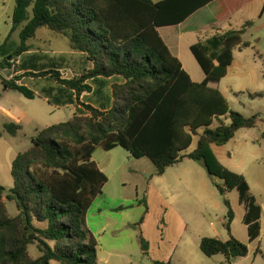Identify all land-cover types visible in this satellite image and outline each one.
<instances>
[{"label": "trees", "instance_id": "obj_1", "mask_svg": "<svg viewBox=\"0 0 264 264\" xmlns=\"http://www.w3.org/2000/svg\"><path fill=\"white\" fill-rule=\"evenodd\" d=\"M210 1L15 0L11 28L0 44L1 70L11 69L13 61L30 52L29 41L43 28L66 38L71 50L84 54L92 68L65 79L53 62L36 68L41 57L35 55L18 66L21 75L1 79L5 91L31 100L34 91L20 80L50 78L72 91L87 114L41 129L30 138L31 147L13 159V187L5 197L0 185V264H96L97 242L85 217L107 182L92 161L97 147H120L136 160L146 158L156 176L183 159L201 162L209 177L221 182L213 180V185L226 207L223 226L228 239L204 237L200 251L206 257L220 254L227 264L248 254L247 246L231 235L234 211L226 195L233 189L238 192L249 242L260 236L261 208L249 194L245 177L221 165L211 145L223 146L238 130L255 128L261 121L257 115L230 110L218 89L233 51L250 46L242 36L252 22L190 47L204 74L200 83L190 79L157 33L158 27L178 24ZM16 31L18 42L11 39ZM94 85L110 89V107L80 101ZM4 130L15 137L21 126L8 123ZM194 136L196 148L182 155ZM4 198L15 204L16 215L8 213ZM138 238L147 252V242ZM31 247L38 253L35 258L29 254Z\"/></svg>", "mask_w": 264, "mask_h": 264}, {"label": "rangeland", "instance_id": "obj_2", "mask_svg": "<svg viewBox=\"0 0 264 264\" xmlns=\"http://www.w3.org/2000/svg\"><path fill=\"white\" fill-rule=\"evenodd\" d=\"M14 5L15 0H0V44L11 28ZM243 38L251 44L246 53L255 57L256 65L264 74V17L253 20ZM11 39L18 42L17 31L12 33ZM29 45L30 52L13 61L11 69H0V108L3 109L0 111V185L4 187V197L13 187L11 163L17 154L31 147L30 138L43 128L66 122L74 115L87 114V111L76 103L72 91L57 85L50 78L24 77L20 80L19 84L34 91L35 97L31 100L17 92L3 90L1 79L9 80L15 75H21L23 72L18 66L32 54L41 57L40 62L36 63V68L40 69L39 65L53 62L65 79L79 76L84 70L90 69L83 56L71 50L66 38L45 28L37 30ZM184 64L192 78H195L196 72L201 71L195 60L194 63ZM228 84L234 90L233 96L229 97L230 110L246 117L257 115L261 119L257 125L258 130L248 139L251 145L242 149L244 161L241 164L249 184V194L261 208L260 236L256 240L248 241L247 229L243 223L245 209L239 203L237 190L233 189L226 195L235 213L230 227L231 235L248 248V254L243 259H237L235 264H264V142L259 145L255 141V138H259L260 130H264V98L248 97V93H264V75L258 79L252 76L238 79L230 75L223 80V85ZM80 101L92 106L103 104L110 107V89L98 90L94 85L91 93L81 95ZM6 113L20 122L21 130L15 137L9 136L4 130L5 124L13 123L6 117ZM197 138L193 137L192 144L182 155L196 148ZM253 151H257L261 158L253 159ZM92 157L94 162L109 160L112 169L106 173L110 180L105 186V192L128 200L127 203H122L123 212L117 216L119 220L123 218V222L130 221L128 226L118 232L117 241H110L106 236L102 239L95 237L99 257L107 259L108 264H227L222 255L206 257L199 249L200 239L204 237L221 241L228 239L223 226L226 221V207L222 196L213 185L214 181L219 185L221 182L211 179L201 162L183 159L167 168L163 175L156 176L148 159L144 158L140 162L120 147L110 151L97 147ZM118 166H127L136 172L142 169L145 172L143 177H140L139 173L133 176L137 189L131 180L122 189L118 188L121 180ZM142 198L144 201H140ZM5 202L8 213L16 215L15 204L11 201ZM93 221L91 224L94 228ZM133 233L137 234L136 238ZM140 236L148 244L147 252L142 250L138 238ZM101 246L103 250L108 248L113 254L100 252ZM257 248L260 253L256 254ZM29 254L35 258L38 253L31 247Z\"/></svg>", "mask_w": 264, "mask_h": 264}, {"label": "crops", "instance_id": "obj_3", "mask_svg": "<svg viewBox=\"0 0 264 264\" xmlns=\"http://www.w3.org/2000/svg\"><path fill=\"white\" fill-rule=\"evenodd\" d=\"M151 1L153 3H157L163 0H151ZM262 17H264V0H212L207 4H205L204 6H202L201 8H199L198 10L192 12V14H190L182 22L174 25H166V26L158 27L157 33L161 38V40L163 41V43L168 48L171 56H174L175 58L178 59L184 71L190 76V79L193 82L200 83L204 79L203 72L202 71L196 72L195 78H192L191 74L185 68L184 63H192V62L194 63L195 60L192 53L190 52V47L196 44L197 42H199L200 40H204L205 38H208L209 36L220 35V34L223 35V33L230 30H239L244 26V24L247 21L252 22L255 19H261ZM248 28L245 29V32L247 31ZM250 48H251V44L247 48L240 50L235 49L233 51V61L232 63H230V66L227 68L225 76L219 82L218 89L221 95L227 101L228 106L230 99L229 97L233 96L234 90L232 86L229 84L223 85V80H225V78L231 75L238 79L247 78L248 76H252L253 78L258 79L259 77H262V75H264L262 74V71L260 70L258 65H256L257 63L255 57L250 55V53H246L248 52L247 50ZM33 56L35 55L32 54L29 55L28 57H33ZM81 56H83L87 67L91 69L92 63L86 61L84 54H81ZM28 57H26V59ZM259 58L261 57L259 56ZM259 93L264 94L262 92ZM257 98H264V96ZM250 99H256V98H250ZM0 111H3V109L0 108ZM7 116L13 121L14 124H18V125L20 124L18 119L11 118L9 117V114L7 115L6 113V117ZM223 121L226 123L228 120H223ZM216 125L217 124L214 123L212 127H215ZM256 130H258L257 126L252 129H240L235 133L234 137L230 139V141L225 145L223 146L211 145V150L214 156L219 161V163H221V165H223L230 171L243 175L245 177V175L242 172L243 165H241L242 162L244 161L242 149H244L246 146L251 145L248 139H250L251 136H254L253 132H256ZM262 131L264 130H260L259 132V138L258 139L255 138V141L259 145L262 144V142H264V140L260 139V135ZM253 152H254L253 159L261 158V156L258 154L257 151H253ZM235 158L237 160H234ZM141 160H144V158L139 159L140 162ZM92 161H94L93 157H92ZM235 161H237V163ZM143 162L145 163V161ZM94 163L96 164L98 169L103 174H105V176L107 177V182L103 186L102 193L95 198L92 205L88 209L85 217V225L87 230L91 233L92 237H94L95 240L96 238L102 239L104 236H106L110 241L113 240L117 241L119 239L118 232L122 228L128 226L130 223V221L127 222L121 221L124 220L123 218L120 220L118 218V216L121 214L120 212H123L121 210L122 203H127L128 200L126 198L111 196L109 193L105 192V186L108 184L110 180L109 176L106 173L107 171L112 169L109 160L104 159L101 162H94ZM118 170L121 176V180L118 185V188L120 189H122V187H125L127 183L130 182L129 180H131V183L134 185V188L137 189L138 186L136 185V181H133L134 180L133 176H137V173L140 174V177L145 176V172H143L142 169H140L139 172H136L130 167L118 166L117 171ZM101 199H103V201L100 202L97 201ZM140 201H144V198H142ZM146 205L148 206V202H146ZM165 214L166 211H164V215ZM92 220H94L93 221V224L95 225L94 228L91 224ZM133 237L136 238L137 234L133 233ZM105 249L106 250H103L101 246L100 252H103L107 255L113 254L111 251L108 250V248ZM96 256H97V262H95L96 264H108L107 259H102L101 257H99L98 249ZM235 261L232 264H235Z\"/></svg>", "mask_w": 264, "mask_h": 264}, {"label": "water", "instance_id": "obj_4", "mask_svg": "<svg viewBox=\"0 0 264 264\" xmlns=\"http://www.w3.org/2000/svg\"><path fill=\"white\" fill-rule=\"evenodd\" d=\"M212 178H213V179H216V177H215V176H212Z\"/></svg>", "mask_w": 264, "mask_h": 264}]
</instances>
